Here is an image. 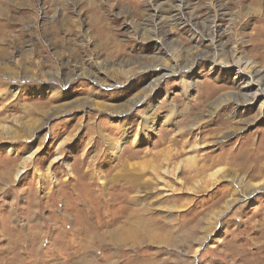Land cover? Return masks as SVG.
Listing matches in <instances>:
<instances>
[{"label": "rangeland", "instance_id": "rangeland-1", "mask_svg": "<svg viewBox=\"0 0 264 264\" xmlns=\"http://www.w3.org/2000/svg\"><path fill=\"white\" fill-rule=\"evenodd\" d=\"M173 2L0 0V264H264V0Z\"/></svg>", "mask_w": 264, "mask_h": 264}, {"label": "bare ground", "instance_id": "bare-ground-1", "mask_svg": "<svg viewBox=\"0 0 264 264\" xmlns=\"http://www.w3.org/2000/svg\"><path fill=\"white\" fill-rule=\"evenodd\" d=\"M171 11L170 13H172L171 17L173 20L174 16H179L181 18V16L184 13L185 10V0H174L173 4H171ZM160 9L158 8H154L153 14L151 15L150 19V25L153 27L157 26V24L159 22H161L164 17L162 16V14L159 13ZM263 14V13H262ZM179 18V19H180ZM175 20V19H174ZM176 21V20H175ZM213 27V26H212ZM213 29V28H212ZM158 30V29H157ZM154 33H156V31H153ZM215 31L212 30L209 32L208 36H209V43L211 45V52L210 55L213 58H220L221 56L224 55V50L220 45L218 39H217V35H215L214 33ZM237 56V52L233 51L232 52V60L228 63L225 58H220V62L216 63V66H227V65H235L238 68V71L240 73V87H241V97L242 100L239 101L238 99H236V97H234L232 94H224L221 95L219 98H217V100H215L213 103L210 104V107H214V109L220 108V106L222 105H226V103L233 101L235 103V106H239L241 103L245 104L249 101H255L257 100L258 96H260L259 99V106L260 109L262 107H264V71L261 67L256 66L255 63L253 61H251L250 59L246 60V59H242V58H236ZM178 63V62H177ZM177 63L174 64H169V66H166V64H164V62L160 63V66H162V69H165L164 73L161 76H166L168 74H170L171 72H175L176 68L179 67V65H177ZM77 71H80V69H77ZM81 75L85 74L83 72L80 73ZM89 76V75H87ZM11 80H15L17 81L19 79V76L15 75V76H10ZM160 79V78H159ZM158 80V79H157ZM154 84H151L149 88H153ZM252 87H255V90L250 92ZM248 104V103H247ZM242 107V106H241ZM222 108V107H221ZM215 112V111H214ZM147 117H145V121H147ZM152 123V122H151ZM150 123V125H151ZM192 127V125H191ZM149 128V127H148ZM1 129H4V126L1 127ZM193 129V128H192ZM40 129H36L35 131H39ZM33 158V154L27 155L25 156L21 163L19 164V167L16 170V173L14 175L15 179L19 178L22 174H24L26 171V167L27 165L30 163V161ZM192 162V161H191ZM185 165L187 166V164H183V163H177L175 166V169L173 170L174 175L180 171L183 170L185 168ZM204 171V170H203ZM169 170H164V174H171L169 173ZM202 173V172H201ZM135 180V176H133ZM220 181H228L231 184L232 183H236L239 187L242 186H247L249 191L245 194L244 198H250L252 197L255 192L258 191H263L264 190V183H253L251 185H245L243 180L241 179H236L235 176H230L228 173L224 172L223 169H215L214 171H212V173H210L207 176L206 182L203 183V185H201V190L202 189H206L208 185L212 184H216ZM231 206L230 203H228L226 205L227 208H229Z\"/></svg>", "mask_w": 264, "mask_h": 264}]
</instances>
